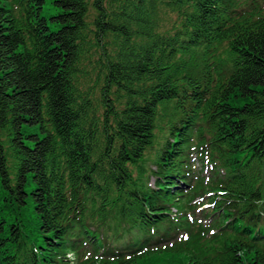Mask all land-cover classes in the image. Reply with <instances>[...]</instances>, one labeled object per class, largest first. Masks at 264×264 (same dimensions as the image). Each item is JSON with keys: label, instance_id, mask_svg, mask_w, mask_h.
Returning <instances> with one entry per match:
<instances>
[{"label": "trees", "instance_id": "1", "mask_svg": "<svg viewBox=\"0 0 264 264\" xmlns=\"http://www.w3.org/2000/svg\"><path fill=\"white\" fill-rule=\"evenodd\" d=\"M170 1L192 9L169 17ZM225 1L0 0V264H58L66 205L52 178L115 208L120 176L145 192L148 209L123 199L118 213L136 212L144 239L173 206L182 217L192 197L212 202L207 224L183 218L197 235L165 248L188 251L184 264H264V0ZM190 153L209 175L170 191ZM157 162L164 187L144 190Z\"/></svg>", "mask_w": 264, "mask_h": 264}, {"label": "rangeland", "instance_id": "2", "mask_svg": "<svg viewBox=\"0 0 264 264\" xmlns=\"http://www.w3.org/2000/svg\"><path fill=\"white\" fill-rule=\"evenodd\" d=\"M44 11L45 12H51L52 11V5L49 2L44 3ZM199 167V164H197ZM197 215H200L198 213ZM179 255L174 253H164L160 254L159 256H154L151 258L150 262L154 261L156 264H177L179 262L178 260Z\"/></svg>", "mask_w": 264, "mask_h": 264}, {"label": "snow or ice", "instance_id": "3", "mask_svg": "<svg viewBox=\"0 0 264 264\" xmlns=\"http://www.w3.org/2000/svg\"><path fill=\"white\" fill-rule=\"evenodd\" d=\"M185 239H187V237H185Z\"/></svg>", "mask_w": 264, "mask_h": 264}]
</instances>
